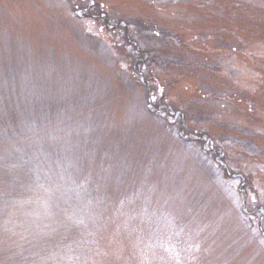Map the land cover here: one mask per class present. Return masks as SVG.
<instances>
[{
    "label": "rangeland",
    "instance_id": "rangeland-1",
    "mask_svg": "<svg viewBox=\"0 0 264 264\" xmlns=\"http://www.w3.org/2000/svg\"><path fill=\"white\" fill-rule=\"evenodd\" d=\"M0 264H264V0H0Z\"/></svg>",
    "mask_w": 264,
    "mask_h": 264
},
{
    "label": "trees",
    "instance_id": "trees-1",
    "mask_svg": "<svg viewBox=\"0 0 264 264\" xmlns=\"http://www.w3.org/2000/svg\"><path fill=\"white\" fill-rule=\"evenodd\" d=\"M90 7L92 8V7H94V6L91 4ZM157 116H158V115H157ZM204 152L207 153V154L210 153L209 151H206V150H204ZM227 177H228V176H227ZM228 179H229V178H228Z\"/></svg>",
    "mask_w": 264,
    "mask_h": 264
},
{
    "label": "snow or ice",
    "instance_id": "snow-or-ice-1",
    "mask_svg": "<svg viewBox=\"0 0 264 264\" xmlns=\"http://www.w3.org/2000/svg\"><path fill=\"white\" fill-rule=\"evenodd\" d=\"M153 99H154V97H153Z\"/></svg>",
    "mask_w": 264,
    "mask_h": 264
}]
</instances>
